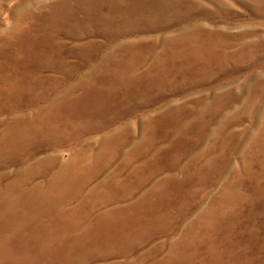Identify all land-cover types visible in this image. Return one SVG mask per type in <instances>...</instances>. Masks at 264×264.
<instances>
[{
    "label": "rangeland",
    "instance_id": "374dc122",
    "mask_svg": "<svg viewBox=\"0 0 264 264\" xmlns=\"http://www.w3.org/2000/svg\"><path fill=\"white\" fill-rule=\"evenodd\" d=\"M0 264H264V0H0Z\"/></svg>",
    "mask_w": 264,
    "mask_h": 264
}]
</instances>
